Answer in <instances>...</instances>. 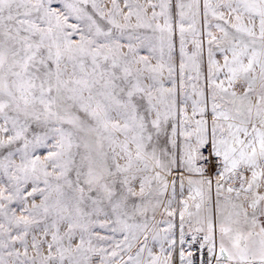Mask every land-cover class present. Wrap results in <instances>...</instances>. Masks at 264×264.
Instances as JSON below:
<instances>
[{"label": "snow or ice", "instance_id": "snow-or-ice-1", "mask_svg": "<svg viewBox=\"0 0 264 264\" xmlns=\"http://www.w3.org/2000/svg\"><path fill=\"white\" fill-rule=\"evenodd\" d=\"M0 264H264V0H0Z\"/></svg>", "mask_w": 264, "mask_h": 264}]
</instances>
